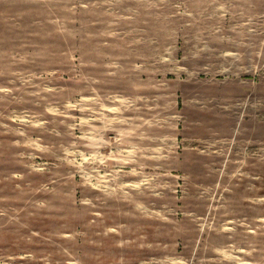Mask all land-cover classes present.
<instances>
[{
  "label": "rangeland",
  "instance_id": "obj_1",
  "mask_svg": "<svg viewBox=\"0 0 264 264\" xmlns=\"http://www.w3.org/2000/svg\"><path fill=\"white\" fill-rule=\"evenodd\" d=\"M0 264H264V0H0Z\"/></svg>",
  "mask_w": 264,
  "mask_h": 264
}]
</instances>
